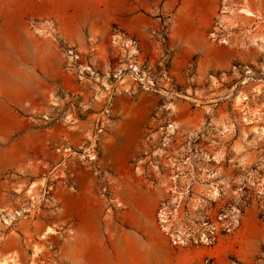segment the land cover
Here are the masks:
<instances>
[{"label":"rangeland","instance_id":"374dc122","mask_svg":"<svg viewBox=\"0 0 264 264\" xmlns=\"http://www.w3.org/2000/svg\"><path fill=\"white\" fill-rule=\"evenodd\" d=\"M0 264H264V0H0Z\"/></svg>","mask_w":264,"mask_h":264},{"label":"bare ground","instance_id":"6f19581e","mask_svg":"<svg viewBox=\"0 0 264 264\" xmlns=\"http://www.w3.org/2000/svg\"><path fill=\"white\" fill-rule=\"evenodd\" d=\"M245 13L247 14V16H252L253 14L250 12V11H248V10H245Z\"/></svg>","mask_w":264,"mask_h":264}]
</instances>
